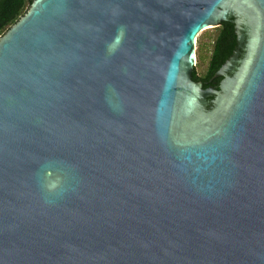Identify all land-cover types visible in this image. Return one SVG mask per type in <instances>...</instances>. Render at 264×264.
I'll return each mask as SVG.
<instances>
[{"label":"water","instance_id":"water-1","mask_svg":"<svg viewBox=\"0 0 264 264\" xmlns=\"http://www.w3.org/2000/svg\"><path fill=\"white\" fill-rule=\"evenodd\" d=\"M0 264H264V0H33L0 36Z\"/></svg>","mask_w":264,"mask_h":264},{"label":"trees","instance_id":"trees-1","mask_svg":"<svg viewBox=\"0 0 264 264\" xmlns=\"http://www.w3.org/2000/svg\"><path fill=\"white\" fill-rule=\"evenodd\" d=\"M33 0H0V36H2L21 16H23ZM197 51L203 48L202 42L197 39ZM236 49V35L234 25L230 21L222 22L216 28V35L212 41L211 55L205 74L200 77L195 68L192 80L201 82L203 88L217 87L218 80L213 75L229 59Z\"/></svg>","mask_w":264,"mask_h":264},{"label":"rangeland","instance_id":"rangeland-1","mask_svg":"<svg viewBox=\"0 0 264 264\" xmlns=\"http://www.w3.org/2000/svg\"><path fill=\"white\" fill-rule=\"evenodd\" d=\"M216 35V28H210L200 33L197 37L202 44L203 48L199 52L197 51L196 46V64H195V71L196 74L202 77L205 74L207 69L208 61L211 55L212 50V41Z\"/></svg>","mask_w":264,"mask_h":264},{"label":"flooded vegetation","instance_id":"flooded-vegetation-1","mask_svg":"<svg viewBox=\"0 0 264 264\" xmlns=\"http://www.w3.org/2000/svg\"><path fill=\"white\" fill-rule=\"evenodd\" d=\"M217 79H219L218 80V84H219V82L222 80V78H220V77H217ZM218 86V85H217Z\"/></svg>","mask_w":264,"mask_h":264}]
</instances>
